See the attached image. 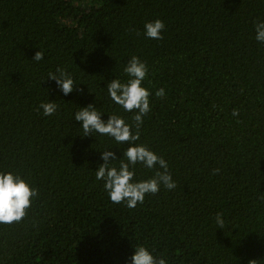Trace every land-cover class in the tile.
<instances>
[{
	"label": "trees",
	"instance_id": "trees-1",
	"mask_svg": "<svg viewBox=\"0 0 264 264\" xmlns=\"http://www.w3.org/2000/svg\"><path fill=\"white\" fill-rule=\"evenodd\" d=\"M156 19L159 40L144 35ZM259 21L264 0H0V171L37 190L21 221L0 224V264H129L137 244L168 264H264ZM132 56L152 92L137 143L167 160L176 188L128 208L94 172L104 149L122 156L128 144L85 137L73 117L96 104L103 119L133 123L105 87L127 79ZM58 68L75 82L67 96L48 78ZM49 100L58 110L44 116ZM135 168L136 179L154 175Z\"/></svg>",
	"mask_w": 264,
	"mask_h": 264
},
{
	"label": "clouds",
	"instance_id": "clouds-1",
	"mask_svg": "<svg viewBox=\"0 0 264 264\" xmlns=\"http://www.w3.org/2000/svg\"><path fill=\"white\" fill-rule=\"evenodd\" d=\"M164 28L165 24L160 19L147 21L144 24V35L149 39H162ZM255 32V39L264 43V21L256 23ZM33 59L42 60L43 52L39 50ZM123 71L126 80L122 81L114 77L108 80L105 87L114 104L125 112L133 113V123H128L125 118L117 114H110L107 120L103 119L104 113L97 111L96 104L81 106L75 112L73 119L80 122L82 135L85 137L98 133L100 136L111 137L118 146L128 144L122 156H117L110 148L104 149L101 153L103 163L99 164L94 172L95 179L103 183V188L113 203L123 202L128 208H135L138 203L144 202L147 195L157 194L161 187L173 190L176 188V183L169 171L167 160L146 145L137 143L140 140V128L144 123V117L151 110L152 92L144 84L148 75L147 64L138 56H132ZM48 78L56 81L65 96L75 87L74 79L66 69L58 68L57 72L50 73ZM165 95L164 88L155 91L156 97L163 98ZM39 107L44 116H51L58 110L54 100L42 102ZM232 114L239 115L236 110ZM137 164L154 170V175L148 179H136ZM36 196L37 190L20 174L0 171V224L21 221ZM216 223L223 229L222 213H217ZM129 264H168V260L163 256L158 258L154 254V249L137 244Z\"/></svg>",
	"mask_w": 264,
	"mask_h": 264
}]
</instances>
